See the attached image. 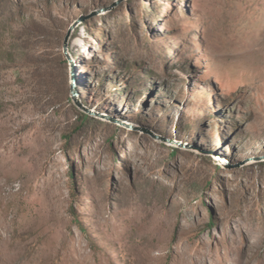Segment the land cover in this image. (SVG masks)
<instances>
[{
	"label": "rangeland",
	"instance_id": "374dc122",
	"mask_svg": "<svg viewBox=\"0 0 264 264\" xmlns=\"http://www.w3.org/2000/svg\"><path fill=\"white\" fill-rule=\"evenodd\" d=\"M0 264H264V0H0Z\"/></svg>",
	"mask_w": 264,
	"mask_h": 264
},
{
	"label": "water",
	"instance_id": "95a60500",
	"mask_svg": "<svg viewBox=\"0 0 264 264\" xmlns=\"http://www.w3.org/2000/svg\"><path fill=\"white\" fill-rule=\"evenodd\" d=\"M79 21H80V20H78L77 22H75L73 25L70 26V28H69V30H68L66 36H65L63 51H64V54H65L67 57L69 56V55H68V42H69V39H70V36H71L72 32H73L74 29L76 28V26H77V24H78ZM72 98H73L75 104H76L78 107L83 108L84 110H86V112H87L88 114H92V113H93L92 111H89V110L85 109V107L81 105V103L79 102V100H77V98H76V94H75L74 90H72ZM99 116H101V115H99ZM101 117H102V116H101Z\"/></svg>",
	"mask_w": 264,
	"mask_h": 264
},
{
	"label": "trees",
	"instance_id": "16d2710c",
	"mask_svg": "<svg viewBox=\"0 0 264 264\" xmlns=\"http://www.w3.org/2000/svg\"><path fill=\"white\" fill-rule=\"evenodd\" d=\"M87 118H88V116L86 115V116H85V119H87Z\"/></svg>",
	"mask_w": 264,
	"mask_h": 264
}]
</instances>
